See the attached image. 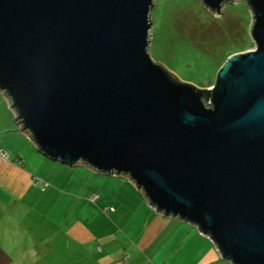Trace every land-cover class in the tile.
<instances>
[{"label": "water", "instance_id": "obj_1", "mask_svg": "<svg viewBox=\"0 0 264 264\" xmlns=\"http://www.w3.org/2000/svg\"><path fill=\"white\" fill-rule=\"evenodd\" d=\"M243 1L254 46L199 87L149 56L152 0H0V92L43 156L125 175L222 259L264 264V0Z\"/></svg>", "mask_w": 264, "mask_h": 264}, {"label": "crops", "instance_id": "obj_2", "mask_svg": "<svg viewBox=\"0 0 264 264\" xmlns=\"http://www.w3.org/2000/svg\"><path fill=\"white\" fill-rule=\"evenodd\" d=\"M1 134L0 155L14 160L0 157V215L31 219L41 214L47 220L42 228L36 219L35 235L16 221L29 232L27 242L33 237L42 249L36 255L39 264H229L194 224L149 205L127 176L43 156L19 131L0 92ZM12 135L24 145L12 142ZM36 179L46 183L43 189L34 185ZM33 186L37 192L29 194Z\"/></svg>", "mask_w": 264, "mask_h": 264}, {"label": "rangeland", "instance_id": "obj_3", "mask_svg": "<svg viewBox=\"0 0 264 264\" xmlns=\"http://www.w3.org/2000/svg\"><path fill=\"white\" fill-rule=\"evenodd\" d=\"M149 16V56L155 62L165 65L180 79L199 87L213 83L216 71L227 52L254 46L248 33L249 10L243 0L222 1L218 13L204 6L201 0H152ZM0 138L4 139V135L1 134ZM11 139L17 145H24L19 135H12ZM0 157L8 161L14 160L5 152ZM36 189L38 187L33 186L29 194H35ZM40 215L31 219L28 216L9 218L1 212L0 264L40 263L36 255L42 249L37 248L33 237V243H28L29 232L17 226L22 222L25 224L24 228L27 227L35 235L39 230L36 219L42 228L49 225ZM9 220L11 222L7 224ZM17 220L21 222L18 223ZM19 229L22 230L21 235L16 233ZM46 252L52 259L53 249ZM7 256L11 257L10 262H6Z\"/></svg>", "mask_w": 264, "mask_h": 264}, {"label": "trees", "instance_id": "obj_4", "mask_svg": "<svg viewBox=\"0 0 264 264\" xmlns=\"http://www.w3.org/2000/svg\"><path fill=\"white\" fill-rule=\"evenodd\" d=\"M231 51L227 52L225 55L229 54ZM225 55L223 56V59L225 58ZM219 64H217L218 66ZM211 83H207L206 86L210 85ZM44 182V181H43ZM45 183V182H44ZM36 186H38L40 189H43L46 185V183L44 185H40L38 182L35 183ZM1 252V251H0Z\"/></svg>", "mask_w": 264, "mask_h": 264}, {"label": "built area", "instance_id": "obj_5", "mask_svg": "<svg viewBox=\"0 0 264 264\" xmlns=\"http://www.w3.org/2000/svg\"><path fill=\"white\" fill-rule=\"evenodd\" d=\"M36 182H38L41 186L45 184L41 179H36Z\"/></svg>", "mask_w": 264, "mask_h": 264}, {"label": "clouds", "instance_id": "obj_6", "mask_svg": "<svg viewBox=\"0 0 264 264\" xmlns=\"http://www.w3.org/2000/svg\"><path fill=\"white\" fill-rule=\"evenodd\" d=\"M254 44V43H253Z\"/></svg>", "mask_w": 264, "mask_h": 264}]
</instances>
